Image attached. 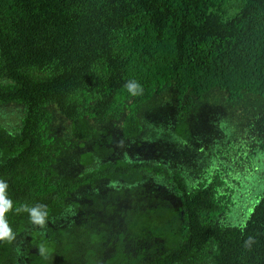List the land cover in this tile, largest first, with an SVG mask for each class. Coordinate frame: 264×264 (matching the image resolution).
Wrapping results in <instances>:
<instances>
[{
	"label": "trees",
	"instance_id": "1",
	"mask_svg": "<svg viewBox=\"0 0 264 264\" xmlns=\"http://www.w3.org/2000/svg\"><path fill=\"white\" fill-rule=\"evenodd\" d=\"M259 152L264 0H0V178L49 211L9 214L0 264H264V190L240 180Z\"/></svg>",
	"mask_w": 264,
	"mask_h": 264
},
{
	"label": "rangeland",
	"instance_id": "2",
	"mask_svg": "<svg viewBox=\"0 0 264 264\" xmlns=\"http://www.w3.org/2000/svg\"><path fill=\"white\" fill-rule=\"evenodd\" d=\"M9 108H12V107H9ZM4 112H5V110H2L1 114H4ZM5 113H8V114L12 115V113H11V111H9V109L6 110ZM208 114H209V116H216V117L221 118L223 120V123L219 120L220 121L219 124H218L219 131H220V133H222L225 136L229 137L230 134H231L230 131L233 130V127L226 123V116L228 115V113L226 114L225 110H224V113H222V114L217 116V115H215V112H213L212 108H210V109L207 108V107L206 108H202L201 117L205 118ZM170 116H173L172 108H170V106H167V107L165 106L163 108L155 110L152 113V115H151V123H153V124L158 123L161 120L169 118ZM193 116H194L193 119H195V121L193 122V128H191V129H197V128L201 127L203 124L202 123L198 124V120L200 118V116L198 114L194 113ZM237 116H238V121L236 123V127H237V129L239 130L240 133H244L245 132V128H246V126H245V123H246V112L243 110L242 107L238 109V114L236 116H234V117L236 118ZM5 119H7V117ZM208 134H209V140L205 141L206 143H211L212 142L211 137L213 138L214 141L218 140V137L215 136V135L212 136V132L209 129H206V128H203L201 130V132L199 134V139L204 140L207 137ZM227 137H225V138H227ZM182 150L183 151L187 150V148H183ZM101 152H104V151H101ZM185 153H186V151H185ZM169 155H170V153H169ZM174 155H176V154H174ZM191 155L188 154V155L185 156L184 163H179L178 162L180 155H176V156H174L175 158H173L171 160L168 159V160L171 161V162H173V161L174 162H178V166L181 165L182 168H185L187 170V172L190 173V176L200 175V173L205 170V166H202V163L200 165H198L195 162L196 159H194L193 162H191ZM259 155H260V162L258 163V170L259 171L257 172V174L254 173L249 178H246L245 176H247L248 170L246 168H244V172H242V173L245 176H243V175L240 176V180L242 182L246 183V185H245L246 187L245 188H247V189L245 190V192H247L250 189H253L256 192L264 190V153H260L259 152ZM96 159L101 162L100 157H96ZM259 173H262V175H259ZM93 241H94V239H93ZM89 247L93 248L94 246H91V245L85 243V244L80 245L78 248L86 250V251H89ZM78 248L77 247L74 248V250H75L74 253H82L83 252V251L78 250ZM78 251H80V252H78ZM82 262H83V260H82Z\"/></svg>",
	"mask_w": 264,
	"mask_h": 264
},
{
	"label": "clouds",
	"instance_id": "3",
	"mask_svg": "<svg viewBox=\"0 0 264 264\" xmlns=\"http://www.w3.org/2000/svg\"><path fill=\"white\" fill-rule=\"evenodd\" d=\"M124 90L132 97L143 93L142 84L136 79H128L123 85ZM26 214L28 222L38 228H44L49 219V211L46 205L35 203H18L9 196V184L5 179L0 178V244L12 243L16 233L9 224V214ZM233 227H237L233 225ZM241 230H242V226ZM254 238L249 236L244 241L246 248H251Z\"/></svg>",
	"mask_w": 264,
	"mask_h": 264
}]
</instances>
